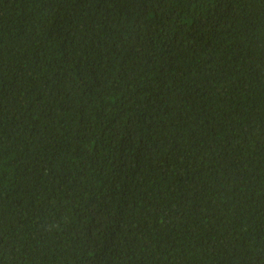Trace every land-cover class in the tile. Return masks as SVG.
Wrapping results in <instances>:
<instances>
[{"label":"trees","instance_id":"trees-1","mask_svg":"<svg viewBox=\"0 0 264 264\" xmlns=\"http://www.w3.org/2000/svg\"><path fill=\"white\" fill-rule=\"evenodd\" d=\"M0 264H264V0H0Z\"/></svg>","mask_w":264,"mask_h":264}]
</instances>
